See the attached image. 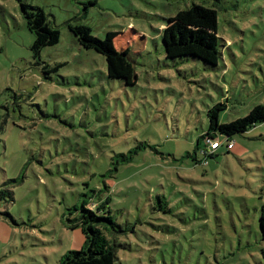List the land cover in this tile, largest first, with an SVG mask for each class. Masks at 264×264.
I'll list each match as a JSON object with an SVG mask.
<instances>
[{
  "label": "rangeland",
  "instance_id": "rangeland-1",
  "mask_svg": "<svg viewBox=\"0 0 264 264\" xmlns=\"http://www.w3.org/2000/svg\"><path fill=\"white\" fill-rule=\"evenodd\" d=\"M86 1L0 0V264H58L97 205L115 264H264V122L207 162L201 137L213 104L264 105V0ZM23 2L61 31L38 55ZM192 3L218 11L217 65L166 57Z\"/></svg>",
  "mask_w": 264,
  "mask_h": 264
},
{
  "label": "trees",
  "instance_id": "trees-1",
  "mask_svg": "<svg viewBox=\"0 0 264 264\" xmlns=\"http://www.w3.org/2000/svg\"><path fill=\"white\" fill-rule=\"evenodd\" d=\"M97 1L87 0L82 4L87 10ZM22 8L27 27L35 35L34 43L31 46L35 55H38L43 47L59 42L61 31L42 7L23 2ZM217 28L218 11L216 8L192 3L179 10L175 15L168 17L167 24L161 31L166 57L193 56L217 65L219 59L216 55L217 52L205 49L206 45L209 49L216 48ZM226 108L225 102H217L207 110L209 127L201 135L206 138L207 142L206 149H203L206 162L209 156L212 157L217 153V149L209 148V143L219 139V134H223L227 138L223 141L222 145H224L227 141L233 140L234 135L245 133L255 124L264 122L263 104L254 106L245 116L229 122H221L220 114ZM131 158V156H124L123 160L127 162ZM158 199L160 200V198ZM260 224L264 230V206ZM70 228L77 232L79 248L68 250L58 264H115L118 245L116 240L125 230L121 224L115 221L112 214L101 212L99 205L92 208L82 207L79 216L70 225Z\"/></svg>",
  "mask_w": 264,
  "mask_h": 264
},
{
  "label": "built area",
  "instance_id": "built-area-1",
  "mask_svg": "<svg viewBox=\"0 0 264 264\" xmlns=\"http://www.w3.org/2000/svg\"><path fill=\"white\" fill-rule=\"evenodd\" d=\"M210 145H209V148L211 149V150H215V149H218L220 146H222V144H223V142L222 141H220L219 139H216V140H214V141H210V143H209ZM234 140H229V141H227L226 142V147L228 148V149H232L233 148V146H234Z\"/></svg>",
  "mask_w": 264,
  "mask_h": 264
},
{
  "label": "crops",
  "instance_id": "crops-1",
  "mask_svg": "<svg viewBox=\"0 0 264 264\" xmlns=\"http://www.w3.org/2000/svg\"><path fill=\"white\" fill-rule=\"evenodd\" d=\"M220 147H221V146H220ZM220 147H219V148H220ZM234 147H235V145L233 146V148H234ZM219 148L217 149V151L219 150ZM233 148H232V149H233ZM76 233H77V232H76Z\"/></svg>",
  "mask_w": 264,
  "mask_h": 264
}]
</instances>
